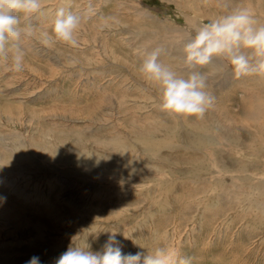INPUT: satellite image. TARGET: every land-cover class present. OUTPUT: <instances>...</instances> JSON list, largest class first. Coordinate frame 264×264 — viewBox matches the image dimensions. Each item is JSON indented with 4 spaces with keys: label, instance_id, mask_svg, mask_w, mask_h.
Here are the masks:
<instances>
[{
    "label": "rangeland",
    "instance_id": "obj_1",
    "mask_svg": "<svg viewBox=\"0 0 264 264\" xmlns=\"http://www.w3.org/2000/svg\"><path fill=\"white\" fill-rule=\"evenodd\" d=\"M70 2L74 10L87 4ZM62 3L45 0L46 17L33 19L38 31L51 33ZM93 4L96 14L82 24L78 48L29 38L21 41L24 71L0 63V264H26L33 256L55 264L70 245L101 250L111 231L124 254L167 246L191 264H264V78L236 79L223 59L198 69L210 75L217 98L198 120L161 111L159 87L139 71L156 47L167 49L165 64L187 71L184 42L228 9L218 0ZM230 4L251 8L264 23V0ZM146 135L155 144L141 143ZM115 136L126 141L127 157L100 144ZM203 137L201 146L192 142ZM57 138L66 150L85 145L112 157L126 176L97 169L82 181L68 177V163H19L25 155L18 142L32 149L27 154L43 155Z\"/></svg>",
    "mask_w": 264,
    "mask_h": 264
},
{
    "label": "clouds",
    "instance_id": "obj_2",
    "mask_svg": "<svg viewBox=\"0 0 264 264\" xmlns=\"http://www.w3.org/2000/svg\"><path fill=\"white\" fill-rule=\"evenodd\" d=\"M218 4L228 11L195 27L194 35L183 44L187 71L180 73L160 59L166 48L156 47L145 54L139 71L159 87L161 111L200 120L213 110L217 98L209 90L210 75L198 69L213 65L217 59L228 62L236 79L264 78V23L251 8L232 7L230 0H218ZM44 5L45 0H0V63L6 70L17 73L25 70L26 50L21 43L25 39L39 37L46 47L60 42L78 48L82 24L97 11L93 0H87L82 10H74L70 0H64L55 10L49 33L38 31L33 22L34 18L46 17ZM75 63L73 59L72 64ZM26 264H40V259L33 256ZM55 264H191V259L167 246L147 253L124 254L116 232L111 231L101 250L70 245Z\"/></svg>",
    "mask_w": 264,
    "mask_h": 264
},
{
    "label": "bare ground",
    "instance_id": "obj_3",
    "mask_svg": "<svg viewBox=\"0 0 264 264\" xmlns=\"http://www.w3.org/2000/svg\"><path fill=\"white\" fill-rule=\"evenodd\" d=\"M222 62V61H221ZM90 63V62H89ZM92 64V63H91ZM97 74V73H96ZM256 96V95H255ZM250 98V97H249ZM249 100H251V98L249 99ZM258 110V109H257ZM250 113V112H249ZM257 113V112H256ZM247 114H248V112H247ZM251 114V113H250ZM258 114V113H257ZM38 116V115H37ZM249 116V115H248ZM92 122V121H91ZM91 124V123H90ZM187 124V123H186ZM157 126V125H156ZM162 126V125H161ZM263 129V128H262ZM180 130V129H179ZM261 130V129H260ZM171 131V130H170ZM58 132H60V131H58ZM98 132V131H97ZM197 132V131H196ZM209 132V131H208ZM207 132V133H208ZM62 133H64V132H62ZM70 133V132H69ZM68 133V134H69ZM86 133V132H85ZM262 133V132H261ZM78 135L76 132L72 135V136H74V135ZM87 134V133H86ZM49 135V134H48ZM54 135V134H53ZM52 135V136H53ZM58 135V134H57ZM60 135V134H59ZM58 135V136H59ZM76 135L74 136V137H76ZM80 135V134H79ZM123 135H125V134H122V136ZM139 135V134H138ZM69 136V135H68ZM204 136V135H203ZM205 136L207 137H209L210 135H206L205 134ZM18 137V136H17ZM64 137H66V136H64ZM125 137H126V135H125ZM136 137V136H135ZM150 135H146V136H144L143 137V139H141V143H143L144 145H147L148 146V144H155L154 143V141H152L151 139H150ZM157 137V136H156ZM53 138V137H52ZM59 138V137H58ZM57 138V144H54V145H52V146H49V147H46V148H44V151H46V153L45 154H43V155H41V154H39V152H41V150L38 152L37 150H35V152L34 153H36V155H34V154H32V156L30 155V154H27L26 152L27 151H25V150H32L31 148H28L25 144H22V142L21 143H17V145H16V147H17V150H23L24 151V155L25 156H23L24 157V159H23V157H22V162L20 161L19 163H21V164H26L25 166H31V165H33V164H37L38 166H41L42 164H45L44 163V159H45V161L46 160H53L54 161V164L52 165V166H55V167H57V169L59 168V166H62L63 164H66V163H68L67 164V166H69L68 167V169H67V173L66 174H68L69 173V175H68V177L70 176V174H72L75 178H77L78 180H82L83 179V177L85 176H83V173L85 172H90L91 174H92V170L95 172V170L97 171V169H98V172H99V170H103V173L105 172V173H116V174H118L119 176H121V174H122V172L121 171H119L118 169H116V167H115V164H114V166H113V163H114V161H113V159H112V157H108V156H105V155H101V154H97V153H95V152H92L91 151V149L89 150L85 145H83L82 147H76L75 149H73V150H66V148L63 146V145H65V143L64 144H62V142H63V140H62V142H59V139ZM70 138V137H69ZM210 138V137H209ZM17 139V138H16ZM73 139V138H72ZM77 139V138H76ZM78 139H80V138H78ZM92 139V138H91ZM90 139V140H91ZM154 139V138H153ZM169 141H172V138H167ZM211 139V138H210ZM18 140V139H17ZM22 140H23V138H22ZM25 140V139H24ZM43 140V139H42ZM84 140V139H83ZM96 141H98L99 142V140H98V138L97 139H95ZM192 140V139H191ZM205 140V138L203 137V138H200V139H198V140H195V141H193L192 140V142L194 143V145L195 146H201V145H203V141ZM209 140V139H208ZM19 141H21V139L19 140ZM44 141V140H43ZM95 141V142H96ZM210 141V140H209ZM221 141V140H220ZM24 142V141H23ZM65 142V141H64ZM88 142V141H87ZM94 142V141H93ZM126 141L125 140H123L120 136H115L114 138H111V139H106V140H100V144L101 145H107L109 148L108 149H111V148H113L114 149V151L115 150H118V154L119 155H121V156H123V157H127L128 156V154H127V151H125V150H127L128 149V147L125 145L126 143H125ZM167 142V141H166ZM173 142V141H172ZM206 142V141H205ZM215 142V141H214ZM15 143V142H14ZM48 144L49 143H51V142H47ZM67 143H68V141H67ZM72 143V142H71ZM70 143V144H71ZM81 143V142H80ZM95 144V143H94ZM93 144V145H94ZM45 145V144H44ZM43 145V146H44ZM73 145H74V143H73ZM76 145V144H75ZM81 145V144H80ZM96 145V144H95ZM34 146H35V144H34ZM47 146V145H46ZM77 146H79V145H77ZM90 146V145H89ZM88 146V147H89ZM100 146V145H99ZM175 146V145H174ZM71 147V146H70ZM70 147H68V148H70ZM86 147V148H85ZM167 147V146H166ZM102 148V147H101ZM196 148H198V147H196ZM42 149V148H41ZM151 149V148H150ZM39 150V149H38ZM152 150V149H151ZM8 151H10V150H8ZM43 151V150H42ZM43 151V152H44ZM33 151H31V153H32ZM120 152V153H119ZM150 152V151H149ZM152 152V151H151ZM150 152V153H151ZM11 153V152H10ZM153 153V152H152ZM130 154V153H129ZM155 154V153H154ZM153 155V154H152ZM13 157H15L16 159H20L19 158V155L17 154V153H13ZM143 157V156H142ZM156 157V156H155ZM12 158V157H11ZM52 158V159H51ZM10 159V158H9ZM8 159V160H9ZM25 161V162H24ZM27 161V162H26ZM11 163V162H10ZM9 163V164H10ZM14 163V162H13ZM16 163V162H15ZM49 163V162H48ZM17 164V163H16ZM52 164V163H51ZM11 165H12V163H11ZM117 165V164H116ZM44 166H46V165H44ZM49 166H50V164H49ZM7 167V166H6ZM12 167H13V165H12ZM15 167V166H14ZM63 167V166H62ZM74 168V170H73V168ZM18 168V167H17ZM124 168V167H123ZM126 169V168H125ZM258 169V168H257ZM75 171L77 172V174L75 173ZM162 171V170H161ZM160 171V172H161ZM8 172V171H7ZM64 172V171H63ZM93 172V173H94ZM131 172L132 171H130V174H131ZM170 172V171H169ZM86 173V174H87ZM90 173H88V175L90 174ZM97 173V172H96ZM95 173V174H96ZM124 173V172H123ZM128 173V172H127ZM139 173V172H138ZM162 173V172H161ZM115 174V175H116ZM251 174V173H250ZM122 175H125V173L124 174H122ZM62 176H63V174H62ZM90 176V175H89ZM92 176H94V175H92ZM111 176V175H110ZM126 176V175H125ZM72 177V176H71ZM87 177V176H86ZM95 177V176H94ZM89 178V177H88ZM144 178V177H143ZM42 179V178H41ZM86 180V179H85ZM122 180H123V177H122ZM158 180V179H157ZM162 180V179H161ZM82 181H84V180H82ZM88 181V180H87ZM84 183V182H83ZM92 183V182H91ZM134 184V183H133ZM154 184V183H153ZM152 184V185H153ZM109 185V184H108ZM107 186V185H106ZM105 187V186H104ZM110 187V186H109ZM108 187V188H109ZM114 187V186H113ZM101 188V187H100ZM135 189V188H134ZM146 190V189H145ZM95 191V190H94ZM103 191V190H102ZM130 194V193H129ZM155 205V204H154ZM61 222V221H60ZM65 227V226H64ZM24 237H26V236H24ZM63 249V248H62ZM47 254V253H46ZM28 256V255H27ZM29 257V256H28Z\"/></svg>",
    "mask_w": 264,
    "mask_h": 264
}]
</instances>
